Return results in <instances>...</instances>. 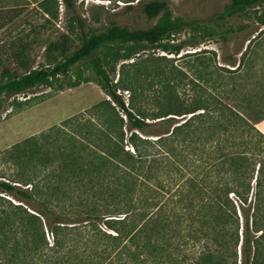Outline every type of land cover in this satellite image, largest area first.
<instances>
[{"label":"trees","instance_id":"16d2710c","mask_svg":"<svg viewBox=\"0 0 264 264\" xmlns=\"http://www.w3.org/2000/svg\"><path fill=\"white\" fill-rule=\"evenodd\" d=\"M30 1L47 19L59 17L60 0ZM62 1L74 12L70 30H79L81 44L68 45L67 37L51 43L64 59L26 73L4 67L0 99L68 74L85 59L110 99L0 153V264H264L260 118L204 86L179 97L188 74L178 67L175 81L168 74L160 80L163 95L139 102L145 88L129 86L128 103L97 55L131 43L123 54L131 58L195 20L173 16L168 0H123L127 8L140 3L149 19L164 15L146 28L113 24L89 33L74 1ZM260 4L230 0L216 19ZM4 12L0 29L20 15Z\"/></svg>","mask_w":264,"mask_h":264},{"label":"rangeland","instance_id":"374dc122","mask_svg":"<svg viewBox=\"0 0 264 264\" xmlns=\"http://www.w3.org/2000/svg\"><path fill=\"white\" fill-rule=\"evenodd\" d=\"M73 1L76 12L86 19L89 33L103 31L113 24L146 28L164 15L162 12L149 19L137 1L132 8H127L123 0ZM168 1L173 16L193 19L194 25L159 43H145L146 47L131 58L123 55L131 43L116 48L108 45L98 51L118 92L128 103L132 99L129 86L145 88L136 94V99H141L139 102L148 101L156 93L163 95L165 90L160 80L168 74V79L175 81L178 67L188 74L187 85L176 91L179 97L190 99L202 93L200 86H204L208 93L236 106L252 119H263L264 4L221 21L216 15L230 0ZM0 9H7L2 10L0 17L9 9L20 13L12 23L0 29V73L4 67L26 73L63 60L60 48L50 45L65 37L68 45L81 44L79 30H70L74 12L62 0L59 17L50 20L30 0H0ZM179 44L182 45L179 53L171 51ZM155 68H160L164 75L148 72ZM74 81L80 84L71 85ZM106 98L110 96L97 80L90 59L76 64L68 74L41 83L24 94L3 96L0 99V153ZM148 106L156 108L155 104Z\"/></svg>","mask_w":264,"mask_h":264},{"label":"crops","instance_id":"0c3cea01","mask_svg":"<svg viewBox=\"0 0 264 264\" xmlns=\"http://www.w3.org/2000/svg\"><path fill=\"white\" fill-rule=\"evenodd\" d=\"M257 126L264 131V118L258 121Z\"/></svg>","mask_w":264,"mask_h":264}]
</instances>
